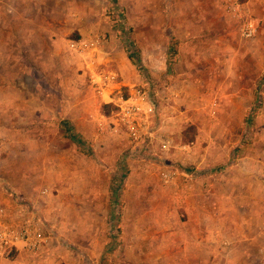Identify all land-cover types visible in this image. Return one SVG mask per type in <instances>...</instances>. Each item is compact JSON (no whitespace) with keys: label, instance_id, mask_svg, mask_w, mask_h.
<instances>
[{"label":"rangeland","instance_id":"374dc122","mask_svg":"<svg viewBox=\"0 0 264 264\" xmlns=\"http://www.w3.org/2000/svg\"><path fill=\"white\" fill-rule=\"evenodd\" d=\"M97 37L96 58L70 47ZM110 72L107 94L144 95L137 141L93 83ZM198 187L258 220L264 0H0V204L49 238L8 264H167Z\"/></svg>","mask_w":264,"mask_h":264},{"label":"crops","instance_id":"0c3cea01","mask_svg":"<svg viewBox=\"0 0 264 264\" xmlns=\"http://www.w3.org/2000/svg\"><path fill=\"white\" fill-rule=\"evenodd\" d=\"M244 186L247 188L246 184ZM227 196L231 204L228 210H224V219L221 221L218 206L213 200L205 205L200 188L196 189L197 203L191 210L194 235L191 239L183 233L180 235L177 243L181 244V251L174 257L168 254L167 264H264V203L258 220L250 221L247 197L241 196L240 204L236 205V197L231 193H227ZM1 198L7 203L11 218L19 220L21 216L13 209L17 206L14 200L8 194ZM169 244L168 251L173 243L169 241ZM21 251L26 250L18 252Z\"/></svg>","mask_w":264,"mask_h":264},{"label":"built area","instance_id":"2783aa9c","mask_svg":"<svg viewBox=\"0 0 264 264\" xmlns=\"http://www.w3.org/2000/svg\"><path fill=\"white\" fill-rule=\"evenodd\" d=\"M243 32L247 37H251L255 34L256 28L246 25ZM102 44L103 38L97 37L92 40L73 41L70 47L76 53L87 58L91 55L96 58L97 54L95 53L99 49L102 50ZM91 60L93 61V59ZM116 78H118V74L115 72H110L108 75L103 73H93L92 75L98 94L104 98L106 103L116 104L119 107L121 122L133 139L137 141L141 136L140 128L142 114H144L139 102L144 95L139 90L128 99L118 100L112 94H107L108 88ZM100 125L104 127L103 122ZM17 209L22 216L16 221L11 218L9 208L0 204V264H8L9 257L14 252L20 250L36 252L45 247L49 241L45 234V224L39 220L37 215L28 213V216L24 217L26 209L25 204L22 203H19Z\"/></svg>","mask_w":264,"mask_h":264},{"label":"trees","instance_id":"16d2710c","mask_svg":"<svg viewBox=\"0 0 264 264\" xmlns=\"http://www.w3.org/2000/svg\"><path fill=\"white\" fill-rule=\"evenodd\" d=\"M111 108V105H104L103 106V112L106 114H109V109ZM77 138V137H76ZM16 252H14L11 257L15 254Z\"/></svg>","mask_w":264,"mask_h":264}]
</instances>
